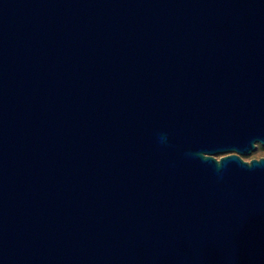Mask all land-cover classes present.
Returning <instances> with one entry per match:
<instances>
[{
	"label": "water",
	"instance_id": "95a60500",
	"mask_svg": "<svg viewBox=\"0 0 264 264\" xmlns=\"http://www.w3.org/2000/svg\"><path fill=\"white\" fill-rule=\"evenodd\" d=\"M259 144L264 0H0V264H264Z\"/></svg>",
	"mask_w": 264,
	"mask_h": 264
},
{
	"label": "rangeland",
	"instance_id": "374dc122",
	"mask_svg": "<svg viewBox=\"0 0 264 264\" xmlns=\"http://www.w3.org/2000/svg\"><path fill=\"white\" fill-rule=\"evenodd\" d=\"M221 156L222 155H219L218 157H221ZM243 158L246 161H251L253 159L264 158V146H262V145L259 144L256 151H254L251 155L243 156Z\"/></svg>",
	"mask_w": 264,
	"mask_h": 264
},
{
	"label": "clouds",
	"instance_id": "9594fccd",
	"mask_svg": "<svg viewBox=\"0 0 264 264\" xmlns=\"http://www.w3.org/2000/svg\"><path fill=\"white\" fill-rule=\"evenodd\" d=\"M198 155H203V154H198ZM252 165H249V167H251Z\"/></svg>",
	"mask_w": 264,
	"mask_h": 264
}]
</instances>
